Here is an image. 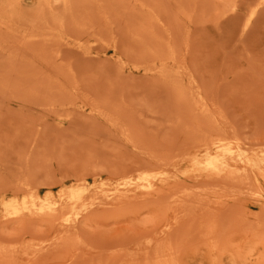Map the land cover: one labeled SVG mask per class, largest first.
I'll use <instances>...</instances> for the list:
<instances>
[{"label":"rangeland","instance_id":"374dc122","mask_svg":"<svg viewBox=\"0 0 264 264\" xmlns=\"http://www.w3.org/2000/svg\"><path fill=\"white\" fill-rule=\"evenodd\" d=\"M263 155L264 0H0V264H264Z\"/></svg>","mask_w":264,"mask_h":264},{"label":"bare ground","instance_id":"6f19581e","mask_svg":"<svg viewBox=\"0 0 264 264\" xmlns=\"http://www.w3.org/2000/svg\"><path fill=\"white\" fill-rule=\"evenodd\" d=\"M227 152V151H226ZM232 153H233V150L231 151ZM239 153H241V152H239ZM239 153H237V154H239ZM230 154V153H229ZM263 157H264V155H263ZM263 160V159H262ZM237 172H239V171H237ZM81 190H83V189H81ZM73 191V190H72ZM75 191H77V190H75ZM74 192V191H73ZM84 192V191H83ZM78 193H80L79 191H78ZM81 195H83V193L81 194ZM73 196V195H72ZM76 196H78V195H76ZM76 196H74V197H76ZM68 197H70V196H68ZM79 197H81L82 198V196H79ZM35 200H36V198H34ZM52 199V198H51ZM67 198H65V200H66ZM74 199V198H73ZM26 200H27V198H26ZM30 200V199H29ZM38 200V199H37ZM72 200V199H71ZM77 200V198H75V200L74 201H76ZM44 201H46L45 199H44ZM69 201V200H68ZM73 201V200H72ZM13 202V201H12ZM15 202V201H14ZM23 202H24V200H23ZM33 202V201H32ZM70 202V201H69ZM16 203H17V201H16ZM26 203H27V206H28V200L26 201ZM38 203H41V201H39ZM71 203H73V202H71ZM15 204V203H14ZM19 204V203H18ZM30 204H31V202H30ZM33 204V203H32ZM48 204H50V205H48ZM44 208L46 209V208H48V209H51L50 207H51V202L50 203H48ZM9 205H11V204H9ZM8 205V206H9ZM17 205V204H16ZM21 205V204H20ZM25 205V204H24ZM52 205H54V204H52ZM27 206H25L24 208H26ZM30 206V205H29ZM9 207H11V206H9ZM31 207V206H30ZM11 208H14V207H11ZM20 208V207H19ZM35 208L37 209V210H39V212H41V210L42 209H44L43 207H39V206H35ZM10 209V208H9ZM20 209H22V208H20ZM29 209H31V208H29ZM45 209H44V211H45ZM53 209V208H52ZM26 210H28L27 208H26ZM32 210V209H31ZM37 210H35V212L37 211ZM12 212V211H11ZM20 212H23V211H21L20 210ZM19 212V213H20ZM32 212V211H31ZM43 212V211H42Z\"/></svg>","mask_w":264,"mask_h":264}]
</instances>
